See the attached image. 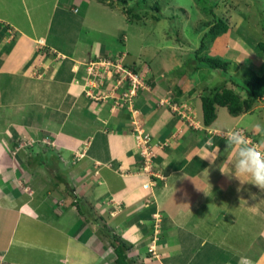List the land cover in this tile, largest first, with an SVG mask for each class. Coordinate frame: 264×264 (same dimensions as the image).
<instances>
[{
	"label": "crops",
	"instance_id": "obj_1",
	"mask_svg": "<svg viewBox=\"0 0 264 264\" xmlns=\"http://www.w3.org/2000/svg\"><path fill=\"white\" fill-rule=\"evenodd\" d=\"M16 1L7 6L11 18L0 16V158L13 164V172L2 169L0 191L19 214L0 241V264H116L102 236L106 220L117 223L131 245L129 256L142 264H264V202L254 200L259 190L253 185L231 176L232 157L220 130L225 126L217 118L202 125L199 105L191 107L194 119L175 113L173 107L191 97H175L160 76L148 75L134 95H128L129 80L120 81L114 59L143 72L128 60L131 51L110 41L121 43L117 34L124 24L136 23L130 9L139 0ZM250 42L252 56L263 59L255 54L258 39ZM236 45L225 57L245 53ZM104 58L114 62L111 70L91 74L88 62ZM141 131L150 135L152 155L142 153ZM48 140L57 154L53 168L70 181L56 179L41 189L62 196L61 213L68 205L82 209L69 230L40 216L31 186H20L14 173L21 163L31 165L29 158L17 161L19 152ZM99 213L105 221H98Z\"/></svg>",
	"mask_w": 264,
	"mask_h": 264
},
{
	"label": "rangeland",
	"instance_id": "obj_2",
	"mask_svg": "<svg viewBox=\"0 0 264 264\" xmlns=\"http://www.w3.org/2000/svg\"><path fill=\"white\" fill-rule=\"evenodd\" d=\"M136 1L130 0L127 2V5L135 4ZM12 3L17 4V1L0 0V16L11 18L10 10L7 6ZM131 10L136 23L124 24L122 20V24L125 27L117 34L118 38L121 37L123 45L119 40L116 41L112 37H110V41L114 42L115 48L131 51V56L128 57V60L131 62L135 61L138 65H141L139 67L143 72L137 82L139 89L146 87V79L151 74L152 77L155 75L162 77L160 84L165 85L167 82L170 83V90H172L175 97H180V100L184 99L185 93L188 99L191 97L190 103L183 104L181 102L178 105L179 107L175 105L173 107L175 113L187 118L190 115L194 119L195 112L191 107L199 105L202 109V95L209 94L222 85L233 88L242 97H245V90L236 82H245L252 74H259L263 71L264 58L256 59L252 56L253 53L250 50L251 45L254 43L250 42V40L255 41V39H258V41H264L262 32L264 28V0H139V4L132 6ZM157 15L161 17L157 19ZM222 21L223 23H221ZM224 23L229 26L227 30L223 32L219 31V33L208 31L212 25L217 24L221 28L224 26ZM122 33H126V35L122 36ZM246 34L248 37H246ZM251 37L254 38L251 39ZM124 39L125 43L123 42ZM247 39L250 43L246 41ZM230 45H236L237 48L244 50L245 53L240 54L237 51L233 55L232 52H227V56L225 57L226 50ZM204 55L213 58L229 59L230 64L226 70L220 68L214 69L207 65L204 60H199ZM102 60L104 61L100 60L98 63H94V65H92V62H88V67H92L91 74L101 75L104 69L111 70L108 67H111V64L114 62V64L118 65L120 71H122L121 69L124 65L121 61L114 59L112 63H105L106 59ZM130 64L132 65V63ZM25 71L30 74L28 67ZM125 82L127 81L125 80ZM167 96L165 99L166 103H170L173 95L169 93ZM201 120V124L203 125V117ZM191 121L193 123V120ZM216 121L218 125L239 130L243 135L246 134L249 136L248 139L252 144L264 150V143H261V135L253 128V125L256 123L264 125V99L258 100L250 111L238 115L237 118L229 112L227 107L218 106ZM224 128L220 130L222 131ZM146 134L142 132L140 137L143 138V135ZM20 137L18 136L17 139L19 140ZM4 142L8 144L7 147L9 149H13L14 146L11 145V139L4 140ZM22 142H26V140ZM32 143V146L26 147L27 152L23 150L19 153L17 152V161L23 162L20 159L29 158L28 161L31 165L25 166L21 163V170L26 171L21 173V170H14V173L18 175L16 177L18 179L16 180L20 186H31L30 191L33 192L29 196L32 198V204L42 218H48V220H52V222L59 224L62 228L69 230L80 219L79 210L68 205L64 208L63 213H61L59 206L62 196L55 190L45 195L42 189H45L44 186L48 188L50 182H55L56 179L63 185L66 184V181L70 180L63 179L60 175L62 174L61 171L57 172L54 169L55 165L57 166V158L55 157L57 154L49 148L51 146L48 144L50 143L49 140L46 142V146L42 148L40 144L43 142L33 141ZM148 150L149 153L146 156L151 154V147ZM13 151L15 150L13 149ZM2 157L0 158V174L5 172L2 170L3 168L13 172L12 162L9 161L6 155ZM42 159L46 161V166L40 168L39 160ZM17 161L13 159L15 165L18 163ZM64 169L66 168L64 167ZM253 187L254 191L257 192L259 190L257 187ZM8 189H10L9 186L5 187L4 190ZM1 194L0 191V241L7 235L9 227L19 214L17 207L9 208L6 201H2L3 195ZM262 195L259 190L254 200L264 202V196ZM45 199L47 200L45 201ZM14 203H16V200ZM56 214L63 215L57 219ZM102 217L103 215L99 213V222L103 220ZM105 222L106 226L104 225L102 229L104 232L108 230L111 235L124 237L120 234L118 227L115 226L116 222L114 225L110 224L107 220ZM84 225L85 223L76 229L77 231L79 230L78 233L84 228ZM97 234L100 237H96L100 240H103L106 236L105 234H101L102 238L98 231ZM111 235L109 237L106 236L105 240L108 239L110 241L112 239ZM95 240L97 242L95 245L100 246L98 240L96 238ZM214 256L217 257L218 254L213 255L211 259H214Z\"/></svg>",
	"mask_w": 264,
	"mask_h": 264
},
{
	"label": "trees",
	"instance_id": "obj_3",
	"mask_svg": "<svg viewBox=\"0 0 264 264\" xmlns=\"http://www.w3.org/2000/svg\"><path fill=\"white\" fill-rule=\"evenodd\" d=\"M156 17L159 19L161 16L157 15ZM221 23H223V21ZM223 25L224 26L220 28L217 24H214L208 31L213 33H219V31L223 32L229 27L225 23ZM255 52L258 56L264 58V41L258 42L255 46ZM199 60H204L207 65L214 69L220 68L226 70L230 64L229 59L220 57L213 58L205 55L200 57ZM133 70L134 72L136 71V69ZM236 83L239 84V86L241 85L242 89L245 90V97H242L240 93L235 91L233 88L227 87L226 85L219 86L215 89V91L210 92L209 94L202 95L203 121L205 125H211L216 120L218 106H225L232 115L238 116L250 111L258 100L264 99V64L263 71L261 73L252 74L247 81ZM79 211L83 213L81 208H79ZM104 234L107 237L111 235L108 230H106ZM111 237L112 239L109 242L111 249L117 256L116 264H142L139 263L137 259L129 256V249L131 248V245L125 242L122 237L113 234Z\"/></svg>",
	"mask_w": 264,
	"mask_h": 264
},
{
	"label": "clouds",
	"instance_id": "obj_4",
	"mask_svg": "<svg viewBox=\"0 0 264 264\" xmlns=\"http://www.w3.org/2000/svg\"><path fill=\"white\" fill-rule=\"evenodd\" d=\"M253 128L261 135V143H264V125L256 123ZM222 134L226 141L225 151L232 157L231 176H234L241 185L248 183L264 192V150L252 144L239 130L225 128ZM205 158H211L210 163H215L211 156ZM220 171L224 174L222 169ZM240 190L237 188V192Z\"/></svg>",
	"mask_w": 264,
	"mask_h": 264
},
{
	"label": "built area",
	"instance_id": "obj_5",
	"mask_svg": "<svg viewBox=\"0 0 264 264\" xmlns=\"http://www.w3.org/2000/svg\"><path fill=\"white\" fill-rule=\"evenodd\" d=\"M116 66L118 68V65H115V67ZM121 70L122 71H120V69L118 68V70L116 71L121 76L120 77L121 78L120 81L123 82L125 80H129V82L131 84V89H130L128 95H134V94H136V90L138 89L137 82H138V79H139V75L137 73H134L133 71L127 69L125 66H123ZM140 135H142V132H141ZM140 135H138L137 137H138V139H140V142L139 143L141 144V146L144 149V150L142 149V153L144 155H146V154L149 153V150L148 149H149V146L151 145L150 144L151 138H150V135L149 134L143 135V138L140 137Z\"/></svg>",
	"mask_w": 264,
	"mask_h": 264
}]
</instances>
